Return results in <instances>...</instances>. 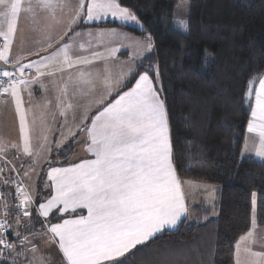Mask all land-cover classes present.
Returning <instances> with one entry per match:
<instances>
[{
	"label": "snow or ice",
	"instance_id": "snow-or-ice-1",
	"mask_svg": "<svg viewBox=\"0 0 264 264\" xmlns=\"http://www.w3.org/2000/svg\"><path fill=\"white\" fill-rule=\"evenodd\" d=\"M178 23L189 32L190 12ZM158 47L123 0H0V111L15 133L0 137V264H158L152 243L215 214L217 190L176 158ZM239 103L264 160V71L245 76ZM237 151L243 162L246 140ZM258 211L253 191L235 264H264Z\"/></svg>",
	"mask_w": 264,
	"mask_h": 264
},
{
	"label": "trees",
	"instance_id": "trees-1",
	"mask_svg": "<svg viewBox=\"0 0 264 264\" xmlns=\"http://www.w3.org/2000/svg\"><path fill=\"white\" fill-rule=\"evenodd\" d=\"M180 1L190 5L189 32L174 24ZM123 4L133 8L159 46L176 158L191 170L185 178L197 174L199 182L217 190L215 214L208 211L205 220L203 211L194 212L196 222L164 234L146 252L158 264H234L235 242L251 229V192L258 193V201L264 194V163L249 157L241 162L237 151L250 115L239 103L245 76L264 71L260 51L264 0H123ZM121 30L140 36L133 28ZM189 98L198 107H190ZM257 215V227L264 228L259 211ZM144 259L138 254L134 264H143Z\"/></svg>",
	"mask_w": 264,
	"mask_h": 264
},
{
	"label": "rangeland",
	"instance_id": "rangeland-1",
	"mask_svg": "<svg viewBox=\"0 0 264 264\" xmlns=\"http://www.w3.org/2000/svg\"><path fill=\"white\" fill-rule=\"evenodd\" d=\"M186 5H188V1L178 2L177 5L175 6L174 14H173L175 26L182 31H184V30L179 25L178 21L182 18L187 17L188 8L184 7ZM2 118H4V119H2ZM9 118L10 117L8 115H6V116L0 115V137L7 138V137H11V135L12 136L15 135V133L12 130L11 119H9ZM209 185H213V184H209ZM204 194H205V196L208 195V193H204ZM257 228L258 227L256 226V229ZM257 231H258V233H260L262 235L256 236L254 234L253 238L255 240V243L252 245V247L255 251H264V230H257ZM242 259H243V255H242Z\"/></svg>",
	"mask_w": 264,
	"mask_h": 264
},
{
	"label": "crops",
	"instance_id": "crops-1",
	"mask_svg": "<svg viewBox=\"0 0 264 264\" xmlns=\"http://www.w3.org/2000/svg\"><path fill=\"white\" fill-rule=\"evenodd\" d=\"M121 31H124V30H121ZM124 32H126V31H124ZM127 33H128V32H127ZM129 34H130V33H129ZM131 35H132V34H131ZM120 57H121V59H127V58H128L127 55L124 54V53H121V54H120ZM0 115H2V116H6V114H5L4 112H2V111H0ZM250 118H251V117H250V115H249V119H250ZM2 119H4V118H2ZM9 119H10V118H9ZM249 119H248V120H249ZM13 136H14V135H13ZM13 136L11 135V137H13ZM245 140L247 141V146H248V149H249V154H248L246 157H249V158H252V159H254V160L258 161V162H262V163H264V160H260L259 158H257V157L255 156V149L258 147V136H257L256 134H249V133L246 132V133H245V137H244V142H245ZM244 142H243V145H242V147H241V150H243V148H244ZM73 153L78 154L79 156H85V155H86V154L82 151V149H81V147H80L79 145H77L76 147H74V148H73L72 150H70L69 153H68V158H70V159H72V160H75V155H73ZM64 159H65V158H64ZM200 183L215 188L214 185H209L208 183H205V182H200ZM190 194L193 195V196H195V198H196L197 200H199V199H201L202 197L205 196V194H204L202 191L198 192L196 189H193V190L191 191ZM214 195H215V194H214ZM213 217H214V215H213ZM194 222H196V220H195V214L193 213L192 219H190V221H189L188 223H194ZM257 230H264V228H257V229L254 230V234H255L256 236H260V235H262V234L258 233ZM249 231H252V228H251ZM245 235H246V234H245ZM234 264H235V252H234Z\"/></svg>",
	"mask_w": 264,
	"mask_h": 264
}]
</instances>
